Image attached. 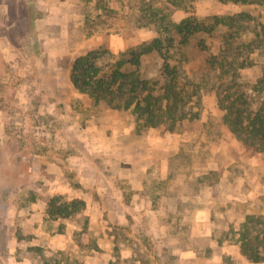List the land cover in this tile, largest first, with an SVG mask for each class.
<instances>
[{"label": "rangeland", "instance_id": "374dc122", "mask_svg": "<svg viewBox=\"0 0 264 264\" xmlns=\"http://www.w3.org/2000/svg\"><path fill=\"white\" fill-rule=\"evenodd\" d=\"M104 1L115 10L108 17L93 1L0 0V166H6L0 171V264H179L175 251L180 241L190 244L191 213L204 204L222 202L217 207L224 209L231 203L219 196L222 175L226 184L240 174L251 177L241 171L235 154L244 144L223 123L217 99L227 88L250 93L264 73V0ZM187 17L211 29L179 45L174 24ZM66 25L68 35L91 32L82 47H69L61 33ZM111 36L125 39L124 48L113 50ZM166 36L174 39L167 63L186 97L185 116L172 129L147 127L131 109L98 107L72 85L76 56L97 48L100 65L110 69L129 49ZM162 65L154 51L141 57L140 75L156 84L155 92L164 81ZM127 128L146 144L150 134L157 139L147 144L154 163L143 190L96 159L102 193L87 196L80 213L49 217L51 197L70 201L80 188L68 162L81 163L90 174L87 142L114 132L120 138ZM167 154L163 172L159 158ZM35 156L45 163L34 164ZM55 166L70 185L57 178ZM249 199L245 209L264 215V196Z\"/></svg>", "mask_w": 264, "mask_h": 264}, {"label": "trees", "instance_id": "16d2710c", "mask_svg": "<svg viewBox=\"0 0 264 264\" xmlns=\"http://www.w3.org/2000/svg\"><path fill=\"white\" fill-rule=\"evenodd\" d=\"M85 4L94 2L96 10L101 9L106 17L115 10L106 5L104 0H82ZM241 4H255L261 0H219ZM173 3H176V1ZM178 6V5H175ZM211 28L195 24L190 17L174 24L176 40L179 45L188 42L189 37L200 30L209 31ZM91 32L77 29L70 32L68 45L74 48ZM173 37H155L149 43L129 49L126 59L116 62L114 68L105 69L100 65L99 49H92L74 58L70 80L74 88L86 93L98 107L114 110L131 111L142 120L147 127L162 124L173 128L180 122L185 113L183 107L186 97L178 85L175 68L167 63L168 48L173 43ZM156 52L163 60L164 81L155 92V85L149 83L140 75L141 57L150 52ZM245 91L223 89L218 95L217 105L222 111L221 119L228 130L239 139L246 148L256 153H264V73ZM3 150L0 149V159ZM1 161V160H0ZM3 161V159H2ZM1 161V162H2ZM2 163L0 171L5 172ZM10 179L7 180L9 182ZM85 208V202L79 198L61 201L59 196L51 197L46 206V214L51 218H68L80 213ZM239 249L243 256L253 263L264 262V215L246 214L238 228Z\"/></svg>", "mask_w": 264, "mask_h": 264}, {"label": "crops", "instance_id": "0c3cea01", "mask_svg": "<svg viewBox=\"0 0 264 264\" xmlns=\"http://www.w3.org/2000/svg\"><path fill=\"white\" fill-rule=\"evenodd\" d=\"M61 29V33L64 34L65 30V34L68 35L67 25ZM124 40L123 38L111 36L109 38V44L113 50L117 51L124 48ZM85 41L86 39L79 44L78 48L82 47ZM90 130H94V128ZM150 135L147 137V144H157V139ZM88 142L87 147L91 148L89 154L92 155V157L87 156L90 165L88 173L90 174H86L81 163H76V161L72 160L68 162V167L75 170L76 178H78L80 184L79 190L74 191L75 195L72 198L81 197L86 205V201H88L87 196H91L96 191L102 193V188L95 182V175L100 171L96 159L102 161L106 166L109 165L111 171L127 177L134 190H143L144 180L146 179L148 170L154 163V159L147 155V144L144 143L146 140L142 141L135 136H130V131L127 128L122 130L120 138L114 132L111 136L105 134L102 139L95 138ZM240 148L235 154L240 159V163L238 162V164L243 168L241 170L242 173H249L251 177H242V174H240L234 179L233 184H226V174L222 175L221 181H223V184L220 186L222 187V191L219 192V196L225 198L226 203L231 202L230 204L232 205L225 204V208L221 209L217 206L222 204V202H219L218 205L208 203L196 208L191 213L188 219L192 234L189 239L190 244L189 241L184 243L180 241V247H177L175 251L179 264H264V262L253 263L249 261L241 254L239 249V235L237 231L244 221L245 215L251 212L249 210L250 207L245 209L250 205L248 203V200H250L249 197L264 196V161L261 160V154L259 155L245 146H241ZM167 156L168 154L160 158L156 157L161 160L163 172L167 168ZM61 161L66 165L64 160ZM33 163L37 164V166L43 165L45 158L43 156H35ZM35 170L36 168L32 169L33 172ZM53 170L57 178L68 180L67 184L70 185L69 178L62 173V169L59 166H55ZM55 184L57 187V183ZM223 186L226 188H223ZM243 186L244 191L241 190ZM249 186L251 188H248ZM236 216L237 221H234ZM232 233L236 234L233 236Z\"/></svg>", "mask_w": 264, "mask_h": 264}]
</instances>
